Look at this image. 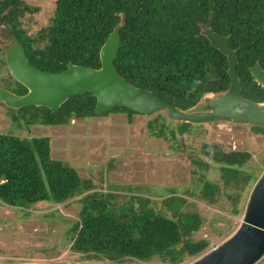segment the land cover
Returning <instances> with one entry per match:
<instances>
[{"label":"trees","instance_id":"obj_1","mask_svg":"<svg viewBox=\"0 0 264 264\" xmlns=\"http://www.w3.org/2000/svg\"><path fill=\"white\" fill-rule=\"evenodd\" d=\"M36 11L38 7L25 0H0V24L22 42L30 64L42 70L60 72L69 63L98 68L99 49L123 13L125 24L118 31L120 44L114 59L117 71L132 85L186 109L204 92L224 90L230 82L227 58L201 33L200 24H204L217 34L231 35L229 45L237 49L241 92L246 98L264 101V87L249 70L256 62L264 69V0H55L48 23L28 33L21 18ZM0 54V66L5 65L1 48ZM8 77H2L1 86L16 94L27 91L10 74ZM95 103L92 93L85 92L68 98L56 112L34 105L5 107L13 128L66 126L72 119L111 112L125 113L129 119L138 114L123 106L95 113ZM158 120L162 122L153 134L160 137L165 135L166 116L157 113L148 124L153 128ZM175 133L174 123L170 135L176 137ZM182 146L179 140L177 148ZM199 152L219 165L221 177V185L203 181L200 199L213 205L225 187L230 212L238 214L240 192L260 175L247 164L251 154L224 151L214 143H203ZM193 162L208 168L207 162ZM135 188H119L129 191L117 193L94 190L91 179L51 158L48 137L0 133V202L28 213L38 202L61 204L81 196L74 200L80 204L78 219L67 233L69 249L80 259L123 264L157 258L163 264H183L208 250V239L193 237L203 216L189 208L184 196L170 189L161 200L167 210L163 212L154 207V200L130 191Z\"/></svg>","mask_w":264,"mask_h":264},{"label":"rangeland","instance_id":"obj_2","mask_svg":"<svg viewBox=\"0 0 264 264\" xmlns=\"http://www.w3.org/2000/svg\"><path fill=\"white\" fill-rule=\"evenodd\" d=\"M25 1L38 7V11L25 13L21 18L28 33H35L48 23L55 0ZM8 74L6 64L1 65L0 83H3L2 77L9 79ZM157 113L166 116L163 121L165 135L160 137L153 132L158 130L162 120L154 122L153 128L148 124V121H155ZM157 113L133 114L129 119L125 113L111 112L72 119L66 126L36 124L29 128H13L7 107L0 102V133L48 137L51 158L74 167L82 178L91 179L94 190L117 193L124 190L119 188L135 186L130 191L149 197L157 210L167 212L161 200L174 189L176 195L187 199L189 208L198 210L203 216L202 225L193 232V237L208 239L211 242L209 251L239 226L256 181L240 192V212L236 215L230 212L231 202L225 196L229 189L225 187L217 194V202L213 205L200 199L198 193L204 180L221 185L219 165L209 162L199 152L200 147L203 143H214L224 151H247L251 154L247 164L255 174H261L264 170V126L257 128L226 119L192 125L184 134L183 146L177 148L180 136L177 132L176 137L170 135L171 126L177 121L172 124L165 111ZM193 159L207 162L208 168L195 164ZM79 197L61 204L38 202L27 210L28 213L0 202V264H111L82 260L69 249L67 233L72 222L78 219L80 204L74 200ZM192 260L194 258H188L183 264ZM123 264L163 263L154 258L149 262L127 260ZM255 264H264V256Z\"/></svg>","mask_w":264,"mask_h":264},{"label":"water","instance_id":"obj_3","mask_svg":"<svg viewBox=\"0 0 264 264\" xmlns=\"http://www.w3.org/2000/svg\"><path fill=\"white\" fill-rule=\"evenodd\" d=\"M125 24L124 14L99 49L100 66L69 63L60 72L42 70L30 64L22 42L4 25H0V48L13 79L27 91L16 94L0 86V102L18 109L44 106L56 112L74 95L90 92L96 98L95 113L109 112L117 106L127 107L143 115L165 111L177 121L175 128L183 143L185 132L193 124L218 119L264 126V101L246 98L236 74L237 49L229 45L231 35H220L200 24L201 33L228 61L229 85L224 90L204 92L191 107L183 109L171 104L151 90L127 82L117 71L114 59ZM256 83L264 87V69L256 62L249 68ZM264 256V170L254 183L239 226L223 242L187 264H255Z\"/></svg>","mask_w":264,"mask_h":264},{"label":"flooded vegetation","instance_id":"obj_4","mask_svg":"<svg viewBox=\"0 0 264 264\" xmlns=\"http://www.w3.org/2000/svg\"><path fill=\"white\" fill-rule=\"evenodd\" d=\"M177 123V122H176Z\"/></svg>","mask_w":264,"mask_h":264}]
</instances>
